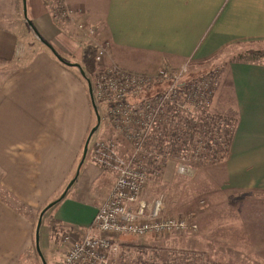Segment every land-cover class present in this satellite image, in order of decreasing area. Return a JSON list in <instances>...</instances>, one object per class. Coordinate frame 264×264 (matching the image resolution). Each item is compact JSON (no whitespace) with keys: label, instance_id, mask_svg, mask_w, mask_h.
Here are the masks:
<instances>
[{"label":"crops","instance_id":"crops-1","mask_svg":"<svg viewBox=\"0 0 264 264\" xmlns=\"http://www.w3.org/2000/svg\"><path fill=\"white\" fill-rule=\"evenodd\" d=\"M6 1L0 0L5 8ZM42 3L26 1L31 23L69 63L81 62L89 45L71 36L84 19L108 41V62L140 73L201 61L227 44L264 40V0H71L73 21H55ZM23 29L0 16V264H43L34 242L39 212L70 180L96 115L79 69ZM227 74L236 122L225 158L226 187L236 191L228 200L234 212L225 221L243 241L235 247L242 262L235 264H264V63L230 62ZM94 165L84 162L69 198L57 202L84 230L110 190L104 182L95 197L104 169ZM92 170L85 187L81 176ZM244 204L252 209L244 211ZM48 228L51 239L50 222ZM49 249L56 250V264L65 246L59 240Z\"/></svg>","mask_w":264,"mask_h":264},{"label":"rangeland","instance_id":"rangeland-1","mask_svg":"<svg viewBox=\"0 0 264 264\" xmlns=\"http://www.w3.org/2000/svg\"><path fill=\"white\" fill-rule=\"evenodd\" d=\"M8 2L9 6L7 8L3 7L0 3V16L2 18L7 17L10 22H14L18 27H20V24H24L23 32H26L28 36L30 35L31 40L36 41L38 44H43L24 18L22 0H7L6 3L8 4ZM43 2V6H46L49 14L53 17L55 13L52 12V1L43 0ZM65 2L70 11H72L71 16L75 17L77 8L71 5V0H65ZM28 13L29 11L26 5L27 18L30 20ZM79 13L81 14V11ZM84 20L83 22L87 26L94 29V33L90 35V38L86 39L88 35L85 36L83 32L76 29V32L71 33L76 43H80L79 45L82 47L85 44H89L93 50L94 47L97 48L100 45H107L108 41H105V38L98 37V25H94L87 19ZM30 22L32 21L30 20ZM32 26L35 28L33 24ZM19 29L21 31V28ZM35 29L38 31L37 28ZM44 40L52 45L49 40L45 38ZM66 46L70 49L73 47L70 43H67ZM249 48L257 49V54L251 55L247 53L246 50ZM109 51L107 49L102 62L98 64L101 66L111 64L108 62ZM250 61L264 63V40L259 39L256 41L227 44L204 60L195 61L187 59L177 66L165 65V67L175 70L180 66H184L185 80L202 78V76L209 77L215 74L217 76V85L213 90L214 96L209 98L206 106L199 111V117L190 119L187 123L188 127L185 129V132L191 131V136L194 137L192 138L193 143L188 146L187 144L185 145L180 137L178 139L176 138L177 140H174L172 137L171 142H177H175L177 146L173 149V154L167 155L160 162L155 163L148 162L149 158H147L149 184L145 188L146 192L142 197L150 201L162 196L164 205L163 215L185 219L188 225L185 230L179 232L150 233L143 237L120 235L116 237L118 242L117 248L107 256V264H181L186 262V258L188 257L183 255L179 250H199L203 256L202 258L196 259L197 262L195 264H235L236 262H242L235 259L237 253L240 254L242 252L241 250L237 251L235 249L236 246L239 248L243 244V241L238 239L241 235L236 236L234 233H237L238 230L230 228V226L227 228L225 221L228 212H234L233 206H231L228 200L236 191V189L226 187L225 158L233 135L236 116L231 111L233 99L231 93H229V88L225 84L229 82L227 73L230 62ZM79 63L84 68V62L82 63L81 60ZM120 67L123 68L122 66ZM94 70L91 72L85 71L86 80H89L90 84L94 82ZM159 88L160 86H155L153 90L155 91ZM219 91L221 95L217 100L215 96ZM226 107L229 108V113L224 111L227 109ZM95 108L100 119L97 129L89 140L83 163L91 162V164H95L94 166L104 169L103 179L99 181V184L96 185L99 187L93 192L95 197H99L104 189V182L110 183V188L112 187L116 171L114 169V162H110V165H99L94 161L91 153L93 143L99 140L114 141L116 155L122 157L125 161L130 157L134 146L133 140L129 139L128 133L115 129V125L110 123L108 107L105 108L103 104L95 102ZM190 110H193V108ZM96 123L97 119L95 115V120L91 128ZM196 142L197 144H204L200 146L202 149L201 153H191L194 150V144ZM209 143L212 144L210 147L214 155H209L210 153L205 154L209 148L207 146ZM205 144L207 145L205 146ZM167 146L170 147L171 145ZM179 148L185 149L182 154L186 158L185 162L188 165L190 164V170L184 175L177 172L179 160L177 149ZM81 155L82 152L77 160L75 170ZM75 170L71 178L74 176ZM89 173L87 177L86 175L81 176V182L86 185L85 187L91 185L95 171L92 170ZM84 196L86 197L87 195L85 193L79 194V198H84ZM64 198L68 199L69 194L65 195ZM62 204L63 202H60L50 206L41 217L38 247L45 264H54L56 250L50 251L49 248L54 245V242L58 243L64 232L62 231L63 229L83 231L86 227L81 225L77 219L78 217L72 215L71 210ZM241 206L244 211L252 209L249 204L248 206L246 204ZM62 209H65L64 214L61 211ZM48 222H50V225L57 222L59 227V229L57 227L58 230L56 229L52 232L51 239L48 237L50 233ZM46 228L49 231L45 239Z\"/></svg>","mask_w":264,"mask_h":264},{"label":"built area","instance_id":"built-area-1","mask_svg":"<svg viewBox=\"0 0 264 264\" xmlns=\"http://www.w3.org/2000/svg\"><path fill=\"white\" fill-rule=\"evenodd\" d=\"M51 1L55 21L74 20L65 0ZM76 27L84 35L94 33L83 21ZM94 48L93 99L109 108L110 123L128 133L134 147L125 161L116 155L114 141L93 143L94 161L99 165L114 162L116 176L89 227L62 233L60 241L65 250L56 264H107V256L117 248L116 237L120 235L143 237L187 228L185 219L163 215L162 196L150 201L142 197L149 184L147 158L155 163L173 154L177 142H171V138L184 137L188 121L199 117L217 85L216 74L185 80L184 66L176 70L162 66L155 73L133 72L114 63L101 66L98 63L102 62L108 43ZM155 86L160 88L154 91ZM177 150V172L184 175L190 164L182 154L185 149ZM201 151L194 149L191 153Z\"/></svg>","mask_w":264,"mask_h":264},{"label":"water","instance_id":"water-1","mask_svg":"<svg viewBox=\"0 0 264 264\" xmlns=\"http://www.w3.org/2000/svg\"><path fill=\"white\" fill-rule=\"evenodd\" d=\"M22 3H23V15H24V18L26 19L28 25L32 28V30L34 31V33L36 34V36L38 37V39L44 43L48 48H50L54 54L55 51L54 49L52 48V46L47 43L40 35L39 33L35 30V28L32 26V23L30 22V20L27 18V14H26V0H22ZM57 58L62 61V62H65L60 56H58L56 54ZM66 64L68 65H73L75 67H77L81 73V75L83 77L86 78V75H85V72L84 70L82 69V67L80 66L79 63H69V62H65ZM88 92H89V96H90V100H91V104L95 110V114H96V119H97V123L90 129L86 139H85V142L83 144V149H82V155H81V158L77 164V167H76V170H75V173H74V176L68 181V183L66 184V186L64 187V189L62 190L61 194L58 196V198H56L55 200H53L52 202L48 203L44 208H42V210L39 212V215H38V219H37V222H36V227H35V232H34V242H35V248L39 254V256L41 257L42 259V262L43 264H45V261L43 260V257L42 255L40 254L39 252V247H38V235H39V227H40V223H41V217L43 215V213L52 205H54L55 203H57L58 201H60L64 196L65 194L67 193L68 189L71 187V185L74 183V181L76 180V178L78 177V174H79V170H80V167L85 159V156H86V153H87V149H88V143H89V140L92 136V134L95 132V130L97 129V126H98V123H99V115L97 114V111H96V108H95V102H94V99H93V93H92V87H91V84H90V81L88 80Z\"/></svg>","mask_w":264,"mask_h":264},{"label":"trees","instance_id":"trees-1","mask_svg":"<svg viewBox=\"0 0 264 264\" xmlns=\"http://www.w3.org/2000/svg\"><path fill=\"white\" fill-rule=\"evenodd\" d=\"M94 50H95V48H94ZM93 50V48L91 47V46H85L84 47V54H83V58H82V62H84L83 63V65H84V72L85 71H93L94 69H95V62H94V59H93V56H94V54H93V52H95ZM246 52L247 53H249V54H251V55H256L257 54V49H254V48H249V49H247L246 50ZM83 67V66H82ZM87 78V77H86ZM192 138H194V137H192L191 136V131H187V132H185V134H184V137H180V139L182 140V141H184V143H185V145L187 144V143H189L190 145L193 143L192 142ZM178 139V138H177ZM176 139V140H177ZM212 143V142H211ZM211 143H209V145H207V144H205V146L207 145L209 148L206 150V152H205V154H207V153H210L209 155H214V153L213 152H210V150H211V147L210 146H212V144ZM203 143H200V144H197V142L194 144V149H200V146L202 145ZM197 145V146H196ZM204 145V144H203ZM227 145H228V142H227ZM205 146H204V148H205ZM227 151H228V149H227ZM202 152V151H201ZM201 152H198V153H201ZM204 153V152H203ZM64 189V188H63ZM57 227H58V225L56 224H52L51 225V231L52 232H54L56 229H57ZM58 229H59V227H58ZM57 229V230H58ZM62 231H64V232H66L67 230L66 229H63ZM179 251H181V253L183 254V255H185L186 257H188V258H186V262H184V263H181V264H195L196 262H197V260L196 259H198V258H202V254L199 252V250L198 251H196V250H179ZM196 255H197V258H196ZM173 264H177V263H173Z\"/></svg>","mask_w":264,"mask_h":264}]
</instances>
